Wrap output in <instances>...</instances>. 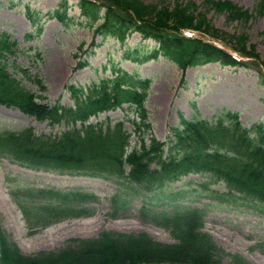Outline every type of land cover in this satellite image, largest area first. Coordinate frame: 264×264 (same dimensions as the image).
Here are the masks:
<instances>
[{
    "label": "trees",
    "instance_id": "trees-1",
    "mask_svg": "<svg viewBox=\"0 0 264 264\" xmlns=\"http://www.w3.org/2000/svg\"><path fill=\"white\" fill-rule=\"evenodd\" d=\"M206 4L218 13L226 12L230 19L247 21L251 17L229 0H206ZM77 6L84 19L81 24L92 30L90 49L98 36L112 37L123 45L137 33L144 40L154 41L155 46L148 56H140L137 48L132 53L126 50V58L132 54L135 58L130 59L141 63L165 57L181 71V84L186 69L208 63L264 69V60H259L252 47L246 49L245 36L236 37L231 50L248 61L236 60L228 50L202 37H184L182 30L191 29L228 46L225 36L208 24L204 15L194 16L192 3L158 8L141 0H78ZM64 7L60 2L49 15L66 25L70 18L61 11ZM254 11L264 15V0H258ZM26 53L7 32H0V105L51 126H63L64 130L59 134H36L32 128L2 132L0 157L33 170L112 182L116 188L109 200L111 218L122 216L128 198H141L139 217L166 230L175 242L169 245L146 234L103 231L96 238L77 239L73 246L57 252L25 255L0 224V264H248L223 252L202 228L209 210L240 206L264 215L262 122L245 126L237 113L221 111L210 120L180 118L167 142L152 136L145 140L143 134L150 129L145 108L149 79L112 69L110 76L97 82L67 86L72 106L58 101L49 104L23 84L31 76L16 58ZM87 66L86 61H79L75 69ZM30 83L43 90L37 77ZM116 109L135 114L127 121L137 133L138 146L131 143L132 133L125 130V120L90 122ZM190 174L201 178L196 183L197 197L207 200L201 207L183 204L179 200L184 196L181 190L166 191L170 184ZM220 186L223 190L215 188ZM10 193L30 228H35L37 220L46 226L66 217L92 216L90 203L99 202L96 194L81 190L31 188ZM159 198L164 201L161 207L154 204ZM258 247L264 253V241ZM226 257L230 258L228 263H224Z\"/></svg>",
    "mask_w": 264,
    "mask_h": 264
},
{
    "label": "rangeland",
    "instance_id": "rangeland-1",
    "mask_svg": "<svg viewBox=\"0 0 264 264\" xmlns=\"http://www.w3.org/2000/svg\"><path fill=\"white\" fill-rule=\"evenodd\" d=\"M77 1L0 0V32H7L12 40L17 41L20 49L27 51L16 58V63L31 76L23 84L44 97L45 102L53 104L58 101L72 106L67 86H85L110 76L112 69H122L150 80L145 103L150 129L143 134L145 140L152 136L167 142L171 128L178 126L180 118L210 120L221 111L237 113L245 126L256 122L264 124V70L260 72L252 65L241 67L208 63L188 68L184 73V83L181 84V71L165 57L158 56L157 59L141 63L130 59L135 58V55L126 58V50L132 53L137 48L140 56H148L155 46L154 41L144 40L136 33L128 37L123 45L112 37L102 39L98 36L96 45L90 49L92 30L81 24L84 19L80 16ZM141 1L158 8L173 7L177 2L182 5L192 3L195 6L194 16L198 18L204 15L208 24L225 36L224 41L228 46L201 34L199 36L228 51L235 46L236 37L245 36L246 49L252 47L259 60H264V15H257L254 11L258 0H229L251 14L247 21L230 19L226 12L218 13L210 9L206 0ZM60 2L65 4L61 11H65L70 18L66 25L49 15L58 8ZM38 29H41L39 34ZM79 61H86L88 66L76 70ZM33 77L40 80L43 90L30 83ZM134 118L132 111L127 114L122 109H116L92 118L91 122L107 120L114 123L125 120V130L132 133L130 141L133 146H138L137 133L127 121ZM28 127L37 134H59L64 130L63 126H51L15 108L0 105V133L17 132ZM200 180L198 175L191 174L170 184L166 191L181 190L184 196L179 200L183 204L186 202L201 207L207 200L197 197L196 183ZM31 188L61 191L83 189L94 192L100 201L90 205L95 206L92 216L66 217L47 226L37 220L35 229L31 230L10 193ZM115 188L113 183L99 178L34 171L1 158L0 223L26 255L40 251L55 252L73 245L77 239L95 238L103 231L146 234L161 243H173L167 231L139 217L141 198H128L129 204L122 211V216L111 218L109 199ZM215 188L223 190L222 186ZM154 204L161 207L164 201L155 199ZM238 209L243 210L238 206L208 211L202 231L209 234L226 254L239 256L248 264H264V253L258 247L264 241V215L248 209L238 212ZM45 237H50L49 243L41 242ZM224 261L228 263L230 258L226 257Z\"/></svg>",
    "mask_w": 264,
    "mask_h": 264
},
{
    "label": "bare ground",
    "instance_id": "bare-ground-1",
    "mask_svg": "<svg viewBox=\"0 0 264 264\" xmlns=\"http://www.w3.org/2000/svg\"><path fill=\"white\" fill-rule=\"evenodd\" d=\"M50 237H45L43 240H41V242L43 243H49L50 242Z\"/></svg>",
    "mask_w": 264,
    "mask_h": 264
}]
</instances>
